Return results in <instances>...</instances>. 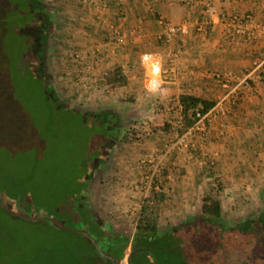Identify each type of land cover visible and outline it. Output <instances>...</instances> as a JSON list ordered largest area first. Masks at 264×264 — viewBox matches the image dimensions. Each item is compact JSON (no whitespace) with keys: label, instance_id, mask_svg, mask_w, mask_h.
<instances>
[{"label":"crops","instance_id":"1","mask_svg":"<svg viewBox=\"0 0 264 264\" xmlns=\"http://www.w3.org/2000/svg\"><path fill=\"white\" fill-rule=\"evenodd\" d=\"M107 4L106 9L98 4L76 8L73 18L75 26L66 25L63 30L69 33L67 43L75 45L81 56L78 62L69 59L66 66L60 63L62 45L58 46L59 42H56L52 31L54 25L57 26L55 22L58 16L49 13L51 25L45 69L48 73L54 71L48 68L50 57L53 53L58 55L61 68L57 72V81L52 82L56 92H61L58 97L68 95V107L74 104L94 110L113 109L121 118L137 119L143 123L153 121L155 125L178 123V96L182 92L210 98L215 102V110L209 114L212 127L201 138L199 135L196 138L201 139L202 154L218 155L221 169L232 173L234 181L222 187L224 194L219 198L225 197V205L243 199L257 202L258 198H264V81L252 78L247 83L239 84L252 66L264 57V0H120L118 8L112 0ZM207 4L214 6V12L209 15V27L201 32L197 29V22L205 13ZM119 11L120 15L117 13ZM245 14L250 15L248 21L244 20L241 24L231 21L232 17L243 18ZM156 15L168 24L185 22L187 32L176 34L167 43L162 34L165 30L158 24ZM235 25H239L238 30ZM112 26L120 29L119 38L124 34L123 41L119 40L116 45L111 44V36L105 34ZM150 50L159 52L162 57V82L154 90L147 87L145 71L139 63L141 52ZM116 67L124 74L126 83L113 86L106 84L104 74ZM216 71L225 75L226 83L212 79ZM106 87L110 92L104 95L100 88ZM122 89L131 92V102L122 98ZM233 89L240 91L237 101L233 100ZM151 132L142 149L150 148V144L155 143L152 141L168 133L156 131V128ZM132 153L133 159L141 157L135 148ZM194 153L186 151L185 158L184 154L175 155L173 160L178 157V161H172L167 166L168 170L176 166L186 173L177 182L170 179L168 185L177 189L175 198H183L181 204L184 209L180 207V211L190 215L201 210V203H196L198 207L194 210L191 208L193 198H199L194 197V192L202 187V198L212 186L208 183L202 185L204 181L195 182L189 176L193 169L202 175L207 168L206 161H197L198 156ZM120 172L121 190L118 195H109L107 202L113 201L111 208L120 206L119 211L130 212L133 209L130 205L136 203L137 199L132 190L136 187L133 183L137 180L136 174H139L140 168L136 162L128 161L121 164ZM158 185L162 184H153L155 188ZM163 190L166 192V187ZM229 193L232 195L226 196ZM170 198L174 197L170 195ZM223 203L220 200L221 216H226ZM166 211L169 210H160L159 217L162 218ZM173 212L176 214L177 211ZM240 213L249 212L242 210Z\"/></svg>","mask_w":264,"mask_h":264},{"label":"flooded vegetation","instance_id":"2","mask_svg":"<svg viewBox=\"0 0 264 264\" xmlns=\"http://www.w3.org/2000/svg\"><path fill=\"white\" fill-rule=\"evenodd\" d=\"M40 5L48 13L42 1ZM42 7L34 11L39 16ZM29 21L38 29V22ZM40 42L32 33L20 39L17 57L28 61L16 60L21 72L36 82L34 95L50 104L54 113L74 121L79 132L73 136L82 135L81 153L65 151L70 159L62 161L63 173L50 180L57 187H28L0 172V209L7 217L38 223L50 236L71 242L82 255L81 264H264V204L234 219H209L201 210L194 215L169 210L162 218L158 215L151 229L137 221L126 226L131 212L111 208L113 201L94 195L100 191L98 173L112 161L121 139L124 118L113 109L65 106L45 69L46 49L41 50ZM101 113L106 114L104 119ZM174 253L176 259L171 258Z\"/></svg>","mask_w":264,"mask_h":264},{"label":"rangeland","instance_id":"3","mask_svg":"<svg viewBox=\"0 0 264 264\" xmlns=\"http://www.w3.org/2000/svg\"><path fill=\"white\" fill-rule=\"evenodd\" d=\"M41 1L44 4L48 14L51 12L58 16L57 21L55 22L57 26L55 27L54 25L52 31L53 35L56 36V42H59L58 46L62 45L59 52L62 58L60 60V63L66 66L69 64V59H72V62H78L81 55L79 54L78 49L75 45H69L67 43V39H69V33H67V31H64L63 28L66 25L72 28L73 26H75L73 25V18L76 8L80 6H82L83 8L89 6L90 0ZM106 1L107 2L105 9L108 7L107 3H109L110 0ZM112 2L117 6L116 8L119 7V4L115 3L113 0ZM117 13H119L120 15V11ZM158 20H161L162 22H159ZM157 22L162 28L164 27L165 20L163 18H160L158 16ZM102 29L103 28H101V30ZM105 34L111 36L110 40H108L113 45H116V43L118 44L119 40L123 41L124 38V34L119 38V36L121 35L120 29L116 26L110 27L109 31H106ZM173 38L174 37H171V40ZM171 40L166 42L169 43L171 42ZM55 45L56 43L53 44V46ZM5 53L6 52L0 50V141H2L1 139L4 138H10L9 142L13 143L14 146L12 151L10 150V152H12L13 154L17 151L15 159L18 162H15L16 165L11 167L10 165L5 164L0 160V172H7L9 177H12L13 180L20 181L22 184H25L28 187H34L35 185L40 187L42 184H44L45 186H56V184H53V180L63 173L62 161H67L68 159V155L65 154V151L71 153V150H75L74 152H76V154L81 153V145L79 143L82 140V135L79 137L80 139H75L73 134H76L75 132L78 133L79 130L74 127L75 125L73 124V120H71L68 116L66 117L64 113H54L51 107L47 108L46 106H42L34 100H31L32 104L29 103L30 101H28V103L26 104V109L28 110V113L26 114L27 118L26 115H23L25 108L23 109L22 107H20V102L23 101V96L27 94V83L24 82L25 79H22L23 83L21 82V80H19L18 72L12 67L13 59L11 58V54H9L10 56H7ZM48 55L49 53H47V56ZM57 56L58 55H55L53 53L52 57H50V67L48 68L49 71L54 70L49 73L51 82L57 81V72H59V69L61 68V66L59 67ZM6 57L10 59V61L8 62V67L1 64L2 59H5ZM18 60L25 61L27 60V58H18ZM6 63L7 60L5 61V64ZM9 71L11 72V74L9 73ZM6 72L9 76L8 79H10V81H6L5 78H3ZM217 72L218 71L214 72L213 76H215V73ZM53 73L56 74V77L53 75ZM12 74L13 76H11ZM144 77L146 78V76ZM55 86H57V83ZM100 89V92L104 95L110 92V90H107V87ZM239 92L240 91L238 89L233 94V97L239 99ZM60 93V91L59 93L57 92L58 96ZM129 93L131 92L128 90L125 91V89H122L120 91V95L123 99H125L127 96L132 98L133 95H130ZM68 97L69 96L67 95L66 97L61 96L59 98L65 106H67L66 101H69ZM38 100L42 99L38 97ZM72 105V107H76L77 109L79 108L78 105ZM123 120L124 128L122 129V133L129 132L126 134L128 136V140L119 139L118 143L116 144V149L113 152L112 161H109V164L107 165L103 164L104 168L98 173L100 181L98 183L99 186L97 187V189H100V191H95L94 195L100 196L99 198L102 201H108V198H110L111 195H118V191H120L122 187V174L120 172L121 164H126L128 163V161L129 163L136 162V165H138V168H140V172L139 174H136L137 180L133 183L136 187L132 191L136 193L135 198L137 199L136 203L130 205L133 209H130L131 216L127 221H125L126 226L132 227L133 224L137 221V211H139L143 202L142 195L145 194L144 196H147L153 184H162L164 187H166V193L168 194V196L172 195L174 197L168 198L169 201L164 204L161 203L160 205H158L157 207L159 211L172 210L179 213L182 212L179 208L183 207L184 209V206L181 204V202H184L182 200L183 198L179 196H176L175 198V190L177 189L168 185V181L170 179H173L174 182H177L179 181V179L183 178L182 175H186L183 170L179 168L177 169L176 166H173L174 168L171 167L169 170L167 169V166L172 161H178V157H175V159L173 160V157L175 155L177 156L180 154H184L183 158H185L186 151H193L195 152L194 154L198 156V158H196L197 161H206L207 168H205L202 172V175L204 174V176L200 175V172H197L195 169L189 172V176L193 178L195 182L197 180H199L200 182L204 181L202 185H207V183L212 184V194L218 198L221 195L223 196L224 193L222 189L221 191H219L218 195L216 194L214 186L217 182L214 181L215 178L220 181L223 188H225V184L229 182L232 183L234 181L231 172L227 173L224 169H221L222 167L218 163V155L212 154L208 156L207 153L202 154L201 152V135L206 132L207 129L212 127V122L209 121L208 125L206 124V122H202V124H200V128L196 129L191 135L187 134L183 136H177L175 134V125L171 123H167L169 126L164 127L165 123L159 124V126L155 125L153 121H151L150 123L148 121H145L143 123L141 121H138L137 119L132 118ZM28 127H33V132L30 133V139L33 140V142H29L31 145H26V147L25 144L21 145L22 142L26 140L24 138H21V136H24L21 132H23V130L25 131ZM155 128L156 131L159 130L163 133L164 131H166L168 133L164 134L165 136L157 137V139L152 141L155 143H151L152 145L150 144V148L145 147L144 149H142L141 147L144 145V142L152 133L151 131H154ZM134 129L136 130L135 134H133ZM196 136L200 138H196ZM18 138L22 139L23 141L18 142ZM195 138L197 139L196 141ZM42 142H44L45 145L44 149H42L41 146ZM65 142L68 144V146L66 147ZM191 144L193 145L191 146ZM134 148L137 149L139 155H141V157H139L138 159H133L134 155L132 153V149ZM2 152L4 151L1 150L0 157L2 155ZM56 153V161L53 158H49L51 157L50 155H55ZM83 153L84 151H82V154ZM36 154L38 155V157ZM25 156H27V158ZM23 157H25L27 161L23 160L25 161L23 162L21 160ZM126 158H128V161H126ZM60 162L61 169L58 166ZM50 164L52 166H50ZM55 165L57 166V169L54 172L53 166ZM166 175H169V177H167ZM50 180H52L53 182H51ZM199 181L197 182L199 183ZM147 186L149 187L147 188ZM199 190H201L200 193H198ZM198 191L194 192V197L199 196V198H193V202L191 203V208H193V210L198 207L197 204L201 203L202 198H200V196H202L203 194V188L199 187ZM230 195H232V193H229L226 196ZM219 199L223 203L225 197H221ZM261 199L262 201H260ZM223 204L227 218H242V216L244 217L245 215H243V213H240V211H248L250 212L249 214H251V212L255 211V209L262 207V205L264 204V198H258L257 202L249 199H243L239 200L238 203L231 202L227 203L226 205L225 203ZM230 209L231 211H229ZM237 212H239V214ZM41 228V225L38 223L36 224L25 222L23 220L15 218H9L0 209V264H35L36 262H39V260L51 261V258L48 259L47 256L56 257V255H59L62 258L60 259L62 264L65 263L64 259H67V257L70 259L71 264L82 263V255L75 251L74 247H72L71 242H68L66 240L61 241L60 237L50 236L48 233H46L47 231ZM163 254L165 253L163 252L162 255ZM171 258H177L175 253Z\"/></svg>","mask_w":264,"mask_h":264},{"label":"trees","instance_id":"4","mask_svg":"<svg viewBox=\"0 0 264 264\" xmlns=\"http://www.w3.org/2000/svg\"><path fill=\"white\" fill-rule=\"evenodd\" d=\"M40 3H41L40 0H0V8H1L0 10V19H1L0 21L1 22L0 50L6 52L5 54L7 56L11 54V58L13 59L12 67L16 69V71L18 72L19 80H21V82L23 83L22 79H25L24 82L27 83V88H26L27 94L23 96L24 98L22 100L24 102L23 101L20 102V105H21L20 107H22L23 109L25 108L24 114H23L24 116L28 113V110L26 109V104L28 103V101H30L29 103H31V100L32 101L34 100L38 104L42 106H46L47 108L52 107L46 101L38 100V97L34 95V91H36V86H35L36 82L31 77L28 78L25 76L23 72H21L20 65L16 60L17 49L19 48V40L23 38H28V35L30 33L36 36H40V40H41L40 43L42 47L41 50L45 51L47 47L48 33H49L48 31L51 25V21H50V16L48 15V13L45 12L44 8L40 5ZM41 7L43 8V10H42L41 16H39L34 11H39V8L41 9ZM29 11L33 12L31 16L27 15ZM157 16L158 15H156V17ZM29 20L35 23L38 22V24H40L38 29L31 26V23ZM6 60H7V63L5 64ZM9 61L10 59L6 57L5 59H2L1 64L3 66L8 67ZM44 72L46 73L45 70ZM9 73L11 74L10 71ZM11 76H13V74ZM8 77L9 76L6 72L3 78H5L6 81H10ZM104 79H105L106 84L111 85V86L123 85L126 83V78L119 67H116L110 70L109 72H106V74H104ZM212 79L215 82L221 81L216 76H213ZM126 98L128 101L132 100V98L128 96ZM237 100L238 99H236L235 101ZM178 102L180 104V113H179L180 118L178 120V123L175 124V134L177 136H180L181 134H183L188 127L193 126L194 123L199 119V117L201 115L206 114L209 111V109L215 104L214 100L210 98L200 97L195 94L188 93V92L180 93L178 96ZM105 116L106 114L101 113L102 119H104L103 117ZM26 118H27V115H26ZM206 124L208 125V122H206ZM168 126H169L168 124L164 125V127H168ZM133 131H134L133 134H135L136 130L134 129ZM32 132H33V127H28L26 128L25 131L23 130V132L21 133H23L24 136L23 137L21 136V138H24L26 140L23 141L22 139L18 138V142L23 141L21 145L25 144V146L31 145L29 142H33V140L30 139V136H31L30 133ZM127 133L129 132L121 133V139L128 140V136L126 135ZM9 139L10 138H4V139H1L2 141H0V152L1 150L4 151L2 152L0 160L3 161L5 164H8L11 167H13L14 165H16L15 162H18L15 159L17 151L14 152L13 154L12 152H10V150L12 151L14 146H13V143L9 142ZM41 146H42V149L45 148L44 142H42ZM56 155L57 153L55 155H50L51 157L49 158L55 159ZM25 157L27 158V156ZM25 157H23L21 160L27 161ZM60 164L61 162L58 164L59 168H60ZM50 166L52 165L50 164ZM53 168L55 172V170L57 169V166L55 165L53 166ZM214 181L217 182L214 188H215L216 194L218 195L219 191L222 190V186H221L220 181H218L217 178H215ZM212 187L213 185L210 186V188ZM163 188H164L163 185H158L157 188H155L154 186H151L148 195L144 197L142 205L139 209L137 224L144 223L145 226H147L148 228L150 227L151 229L154 227L155 221L159 213V209L157 206L160 205L161 203L163 204L166 203L168 198H170V196H168V194L163 190ZM201 212L202 214H204V216L208 217L209 219H218L222 215V208H221L220 200L218 197L212 194L211 189H209V192L206 193L201 199ZM262 219L264 221V217H262ZM47 258L48 259L51 258V261L39 260V262H36L35 264L37 263L38 264H62L60 260L62 258L59 255H56V257L47 256ZM64 260H65L64 264H71L70 259L68 257L67 259H64Z\"/></svg>","mask_w":264,"mask_h":264},{"label":"built area","instance_id":"5","mask_svg":"<svg viewBox=\"0 0 264 264\" xmlns=\"http://www.w3.org/2000/svg\"><path fill=\"white\" fill-rule=\"evenodd\" d=\"M115 3L120 4V0H113ZM106 0H90V4H98L100 7L104 8L106 6ZM214 12V6L211 4H207L205 8V13H203V16L199 19L197 22V29L199 31H205L210 24L209 15L210 13ZM250 15L245 14L243 18H238L236 16L231 18V21L233 23L237 22L238 24H241L244 20H249ZM159 22H162L159 20ZM236 30H238L239 25H235ZM164 39L165 41H169L171 37H174L176 34H185L187 32V26L186 23H180V24H168L164 22ZM249 36H252L250 34ZM139 63L143 67L145 71V82L147 87L150 90H154L158 88L161 85V64H162V57L161 54L157 51H144L139 55ZM215 76L219 78L223 84L226 83L225 75L222 73H215ZM257 79L259 81H264V57L257 61L250 71L245 75L243 80L239 82V84L247 83L248 79ZM224 79V80H223ZM238 89H233L231 92H236ZM237 98L233 97V100L235 101ZM221 100L218 101L220 103ZM215 110V106H212L209 111L201 115L199 119L194 123L193 126L188 127L186 131L182 134L183 135H191L196 129L200 128V124L202 122H209L211 120V117L209 114H211ZM148 187V186H147Z\"/></svg>","mask_w":264,"mask_h":264}]
</instances>
